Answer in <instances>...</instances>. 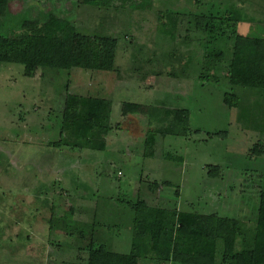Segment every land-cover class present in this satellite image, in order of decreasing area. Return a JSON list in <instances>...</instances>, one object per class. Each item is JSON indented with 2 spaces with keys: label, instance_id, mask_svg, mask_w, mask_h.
Wrapping results in <instances>:
<instances>
[{
  "label": "rangeland",
  "instance_id": "374dc122",
  "mask_svg": "<svg viewBox=\"0 0 264 264\" xmlns=\"http://www.w3.org/2000/svg\"><path fill=\"white\" fill-rule=\"evenodd\" d=\"M202 3L113 0L102 8L81 0L12 3L16 14H28L20 18L54 11L82 34L115 37L119 46L113 71L41 68L29 78L21 64L1 66L0 264H85L83 250L92 238L110 251L135 253L140 264H168L176 223L211 229L218 216L256 227L264 154L249 152L264 147V89L228 81L232 40L211 47L225 52V62L217 63L205 48L206 36L195 29L189 33L187 20L181 19L176 32L159 21L167 10L230 12L241 19L242 35L264 37V0ZM68 90L112 102L114 129L105 135L104 151L50 146L60 140ZM226 94L237 96V107L225 105ZM127 103L141 107L124 116ZM164 108L189 111L190 133L158 136L151 156L145 137L159 124L151 123L150 112ZM210 166H220L221 175L210 177ZM153 182L171 184L153 191ZM141 201L147 207H132ZM52 217L59 221L53 230ZM257 226L255 264H264V225Z\"/></svg>",
  "mask_w": 264,
  "mask_h": 264
},
{
  "label": "trees",
  "instance_id": "16d2710c",
  "mask_svg": "<svg viewBox=\"0 0 264 264\" xmlns=\"http://www.w3.org/2000/svg\"><path fill=\"white\" fill-rule=\"evenodd\" d=\"M9 6L0 3V68L3 64H21L25 76L33 78L41 68L55 70L113 71L115 69L119 39L111 36L86 35L77 31L75 24L62 18L54 11L40 14L34 18H20L28 14H16ZM113 0H81V3L95 7H108ZM193 6H202V0H191ZM160 23L171 25L176 32L182 20H187L188 32L202 33L206 36L205 48L210 50L217 63L226 59L223 50L211 49L217 42L233 41L232 58L227 67L230 84L244 88L264 89V37L242 35L239 32L241 19L230 12L225 13H183L162 11ZM203 69H208L203 66ZM204 78V77H202ZM224 103L229 108L238 106L234 94H226ZM136 103L124 105V116L140 109ZM159 113V114H158ZM112 102L99 96H85L67 91L60 121V140L50 146L58 149H106L105 135L113 130L111 126ZM189 111L185 109H152L151 123L158 121V128L148 131L145 146L154 155L158 136L188 137ZM150 123V124H151ZM251 157L262 156L264 147L256 145L250 152ZM168 159L182 161V157L170 153ZM209 176L221 175L220 166H210ZM169 182L150 183L151 190H159ZM176 194H180L179 190ZM140 211L147 207L146 202L133 206ZM63 219V218H61ZM60 219V220H61ZM58 220L51 218V230L58 227ZM264 225V190L260 193L257 225ZM254 229L237 219L216 217L211 229H200L185 223H176L173 230V245L168 264H255L258 226ZM87 256L85 264H140L135 253L121 254L110 251L106 245L94 238L84 248Z\"/></svg>",
  "mask_w": 264,
  "mask_h": 264
}]
</instances>
